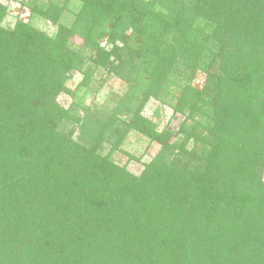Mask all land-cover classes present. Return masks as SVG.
<instances>
[{
	"label": "trees",
	"instance_id": "16d2710c",
	"mask_svg": "<svg viewBox=\"0 0 264 264\" xmlns=\"http://www.w3.org/2000/svg\"><path fill=\"white\" fill-rule=\"evenodd\" d=\"M82 1L88 62L70 27L7 28L0 4V264H264V0ZM98 67L128 83L110 113L81 106ZM149 98L182 114L173 142ZM130 129L160 143L138 175L110 157Z\"/></svg>",
	"mask_w": 264,
	"mask_h": 264
},
{
	"label": "rangeland",
	"instance_id": "374dc122",
	"mask_svg": "<svg viewBox=\"0 0 264 264\" xmlns=\"http://www.w3.org/2000/svg\"><path fill=\"white\" fill-rule=\"evenodd\" d=\"M47 1V0H46ZM58 3L60 10L58 11L56 22L48 21L41 16H31V8L27 5L26 0H0V4L6 7V15L2 22L4 27L11 28L14 26L16 20L27 21L37 29H40L47 34H54L58 28V24L65 27H70L71 37H69V44L72 48L78 49L84 57V61L88 62L90 51L85 48V38L80 36L79 30L75 22V16L82 8V0H54ZM41 0H37L40 3ZM39 5V4H38ZM131 20L136 17L131 16ZM80 26V23H78ZM130 29L126 30L129 33ZM100 46L109 48L106 42V37L100 41ZM87 60V61H86ZM91 91L81 98L82 105L90 108L93 112L97 109H103L106 113L112 112L116 103L122 99L124 92L128 88V83L119 76L107 75L106 71L100 67L93 69ZM68 74L71 76L66 81V87L69 92L61 91L55 96V101L64 110H72V104L75 100L73 96H81L84 94L85 89L77 88V83L82 78V73L78 69L71 70ZM205 76L202 72L197 71L193 77L192 85L201 88L204 84ZM128 107L135 106L132 101H128ZM130 111V110H129ZM132 111L127 112L124 110L120 116L122 119H131ZM83 110H77L78 119L82 115ZM141 115L156 125V130L160 133L166 132V140L173 142L178 134V129L182 114L175 112L168 103L149 98L141 109ZM74 136L77 135V130L74 131ZM110 146L104 143L102 152L105 153L109 150ZM160 143L150 141L148 137L143 136L141 133L130 129L126 134L120 149L114 151L110 157L118 165L126 167L128 171L133 174H140L145 165L148 164L158 153ZM131 156V158L129 157ZM264 177V172H263Z\"/></svg>",
	"mask_w": 264,
	"mask_h": 264
}]
</instances>
